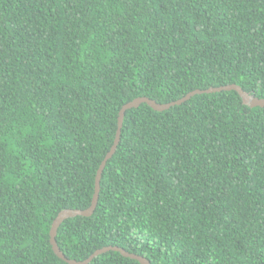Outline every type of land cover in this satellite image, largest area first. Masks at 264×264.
<instances>
[{
	"label": "trees",
	"instance_id": "1",
	"mask_svg": "<svg viewBox=\"0 0 264 264\" xmlns=\"http://www.w3.org/2000/svg\"><path fill=\"white\" fill-rule=\"evenodd\" d=\"M264 99V0H0V264H68L122 107ZM71 261L264 264V107L126 111ZM89 264H140L116 251Z\"/></svg>",
	"mask_w": 264,
	"mask_h": 264
},
{
	"label": "water",
	"instance_id": "2",
	"mask_svg": "<svg viewBox=\"0 0 264 264\" xmlns=\"http://www.w3.org/2000/svg\"><path fill=\"white\" fill-rule=\"evenodd\" d=\"M222 91H234V92H236L239 95V97L242 99L243 104L248 106V107H251V108H255V107L263 108L264 107V99H258L254 95L246 93L237 85H228V86H224V87H220V88H212V89H208L206 91H199V90L193 91V92L187 94L182 99L168 103V104H157L156 102L151 101L147 98H137V99L133 100L132 102L124 105L122 107L120 113H119L118 130L116 133L114 144H113L110 152L106 155V157L102 161V163H101V165L97 171V175L95 178V191H94L93 199L91 202V206L88 209L83 210V211H81V210H64V211L59 213V215L56 217V219L54 220V222L52 224V228L50 231V236H51L50 242H51V245L53 247V251L55 252V254L68 264H89L95 257H97L98 255H100L102 253H105L108 251H116L126 258H130V259L138 261L140 264H150L144 257H141L139 255L130 254V253L126 252L125 250L118 248V247H107V248H103L101 250H97L93 255H91L87 260H85L83 262H76V261L67 260L64 258V255L61 253V251L59 250V248L55 242V236L57 233V229L68 218H75L77 216L88 217V216H91L93 214V212L95 211L97 203H98V196H99V191H100L101 174L105 168L107 161L114 154L116 147L119 143L120 129L122 127V123H123V119H124V115H125L126 111L131 110L133 108H137L142 104H146L149 107H151L154 111L162 112V111L168 110L171 107H174L176 105H181L196 95L205 94V93H208V94L209 93H217V92H222Z\"/></svg>",
	"mask_w": 264,
	"mask_h": 264
}]
</instances>
